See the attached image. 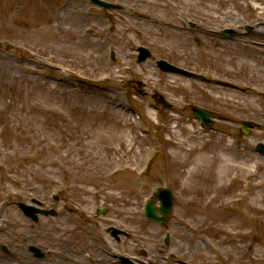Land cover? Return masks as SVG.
Returning <instances> with one entry per match:
<instances>
[{
  "label": "rangeland",
  "instance_id": "374dc122",
  "mask_svg": "<svg viewBox=\"0 0 264 264\" xmlns=\"http://www.w3.org/2000/svg\"><path fill=\"white\" fill-rule=\"evenodd\" d=\"M105 1L120 10L87 0H0V263L18 264V250L28 257L22 264L86 262L83 252L117 264L107 254L114 250L130 264H174L185 249L182 261L190 264H264V168L252 165L253 177L229 180L219 200L247 194L252 209L239 200L209 219L186 203L191 196L172 168L180 141L183 150L194 144L213 157L246 154L264 163L255 148L264 146V37L254 31L264 0H239V7L234 0ZM224 29L233 34L224 37ZM138 47L150 52L148 61L137 62ZM161 59L208 83L161 73ZM194 107L220 118L202 129ZM242 122L253 127L246 135ZM159 188L174 196L164 226L143 214ZM32 199L54 217L26 218L16 203ZM244 212L247 229L236 235L216 221ZM110 226L126 237L113 240ZM30 246L44 258H34Z\"/></svg>",
  "mask_w": 264,
  "mask_h": 264
},
{
  "label": "bare ground",
  "instance_id": "6f19581e",
  "mask_svg": "<svg viewBox=\"0 0 264 264\" xmlns=\"http://www.w3.org/2000/svg\"><path fill=\"white\" fill-rule=\"evenodd\" d=\"M260 1V0H258ZM235 6L239 7V0H234ZM264 12L259 16V18L255 19L254 21V31L255 35L257 37H264ZM243 60L239 61V64H242ZM256 66V65H254ZM233 90L242 92L243 94H248L249 96L257 95L259 92L257 89L250 88L246 85H236L235 87H232ZM234 94V93H230ZM234 97V95H232ZM246 110H251L252 114L251 117H257L258 113L254 111L250 106L245 107ZM236 119V116H229L228 120L233 121ZM194 136V135H193ZM195 139H198V136H194ZM191 139V138H190ZM189 139V141H190ZM186 143L184 141H180L175 144V155L177 157L176 160L172 163V168H175L174 172L176 173V177L178 179L183 180V191L186 194H189L191 196V199H188L186 203L188 205H193L196 207L201 206L202 210L198 211L204 213L203 216L204 219H209L213 216H217V213H221V210L228 209L231 211L229 205H232L233 203L239 204L243 200V204H240V207H245L247 210H250L253 208V205L250 203L247 204V199H244L247 197V194H243L242 197L238 198H227L223 201H219L221 196H223L229 189L230 184L227 182L230 180L231 183L233 181H236L238 176L244 175L245 177H253L254 174L251 171V168L255 165L256 169L264 168V163L259 162L256 160L254 156H247L246 154L242 155V158L232 157V156H218L213 157L208 155V153H204L202 148H197L194 146V144L189 145V149L183 150V147ZM247 149H252L251 144H249V147ZM174 158V159H175ZM239 162H238V160ZM237 161V162H236ZM253 165V166H252ZM255 185H252L251 187H247L246 189H252ZM256 187V186H255ZM200 194L201 196H199ZM205 199L203 204H200L199 201H202ZM197 200V201H196ZM240 200V201H239ZM196 201V202H195ZM216 206L212 207L214 203ZM239 201V202H238ZM200 204V205H199ZM240 211V210H239ZM196 219V218H195ZM247 216L246 212L240 213V214H233V217H230L229 215L220 217L216 219V221H219L223 223V225L226 226L227 233L233 232L234 235L238 234V230L240 228L246 227L247 224ZM196 221V220H195ZM197 222V221H196ZM247 229V227H246ZM232 233V234H233ZM249 234V231L242 234V236H246ZM28 237L22 236L23 242L26 241ZM203 246L208 247L211 246L209 242L203 241ZM201 250V246L195 244L193 246V252L195 254H198V252ZM18 251V250H17ZM14 252L12 255L14 257V261L18 264H22L23 261L28 258L23 252ZM57 253H53L56 257ZM185 249L182 253H179V255H174L176 259V263L174 264H190L188 262L182 261V258L184 257ZM62 258V257H61ZM13 259V258H12ZM139 261L141 258L138 256L134 258ZM148 259V258H147ZM146 260V259H145ZM69 261V260H67ZM62 261L60 264H68V262ZM99 262H103V259H100ZM154 263L158 264V260L154 258ZM212 264L211 262H209ZM208 263V264H209ZM0 264H15L13 262L5 261L4 263ZM149 264H153L149 263Z\"/></svg>",
  "mask_w": 264,
  "mask_h": 264
},
{
  "label": "water",
  "instance_id": "95a60500",
  "mask_svg": "<svg viewBox=\"0 0 264 264\" xmlns=\"http://www.w3.org/2000/svg\"><path fill=\"white\" fill-rule=\"evenodd\" d=\"M92 2H95L96 4L104 7V8H113L112 5H109L105 2H100V1H96V0H91ZM141 53L143 54L140 58V60H144L145 58H147L149 56V54L147 53V51L145 50H141ZM158 68L161 69V71L164 72H171V73H176V74H180V75H184V76H189V77H194L193 74L187 73L185 71L176 69L170 65H168L166 62H158ZM193 112L195 114V116L197 118H199L202 123H207L210 124L211 120L209 117H213V118H217L216 115L213 114H209L205 111H203L202 109L199 108H195L193 109ZM249 125L246 123L242 124V129L245 127H248ZM258 150H260L261 152H264V147L262 145H259ZM156 198L160 201L161 206H160V211L162 212L161 214H163L162 217H157L156 216V208L153 206V203H150V205L147 207V211H146V216L148 219L150 220H156V221H160L161 223H164L167 218L170 215V211H171V207H172V194L170 193V191L168 190H164V189H160L158 191V194L156 196ZM21 207V209L23 210V212L31 217L34 221H36L37 217L35 215V213L37 212H41L45 215H53V212H44V211H39V210H35L34 208L30 207V206H25L20 204L19 205ZM118 233H120V231L118 230H113V235L116 236ZM34 252H36V256L37 257H41L42 255L40 253H38L37 250H33Z\"/></svg>",
  "mask_w": 264,
  "mask_h": 264
}]
</instances>
